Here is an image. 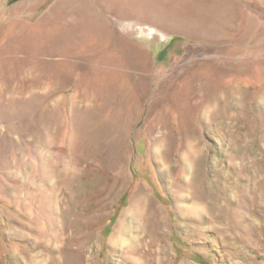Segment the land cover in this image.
Segmentation results:
<instances>
[{
    "label": "rangeland",
    "instance_id": "374dc122",
    "mask_svg": "<svg viewBox=\"0 0 264 264\" xmlns=\"http://www.w3.org/2000/svg\"><path fill=\"white\" fill-rule=\"evenodd\" d=\"M174 1L0 0V264H264V0Z\"/></svg>",
    "mask_w": 264,
    "mask_h": 264
},
{
    "label": "crops",
    "instance_id": "0c3cea01",
    "mask_svg": "<svg viewBox=\"0 0 264 264\" xmlns=\"http://www.w3.org/2000/svg\"><path fill=\"white\" fill-rule=\"evenodd\" d=\"M94 4H91L93 3ZM169 4L176 10L168 11ZM90 5L97 19L108 28L129 31L137 34L135 29L146 35L175 37V29H184V15L180 14L179 6H185L174 0H90ZM177 16V17H176ZM180 17V18H178ZM145 29H151V33ZM122 33V32H121ZM116 34V33H112ZM121 35V34H120Z\"/></svg>",
    "mask_w": 264,
    "mask_h": 264
}]
</instances>
